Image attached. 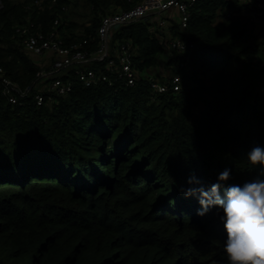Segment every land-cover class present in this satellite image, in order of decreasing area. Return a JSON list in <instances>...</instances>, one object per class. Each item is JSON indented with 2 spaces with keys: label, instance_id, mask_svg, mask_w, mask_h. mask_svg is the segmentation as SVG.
Here are the masks:
<instances>
[{
  "label": "trees",
  "instance_id": "obj_1",
  "mask_svg": "<svg viewBox=\"0 0 264 264\" xmlns=\"http://www.w3.org/2000/svg\"><path fill=\"white\" fill-rule=\"evenodd\" d=\"M82 2L79 24L75 0H0L1 75L18 87L0 85V264H227L222 210L197 215L199 196L185 191L220 183L222 195L264 179L247 161L264 147V35L245 13L253 1L197 0L182 30L123 25L111 41L130 42L143 74L135 86L85 87L71 74L69 92L42 90L38 104L40 67L15 28L93 44L102 16L130 8ZM165 33L187 51L169 49ZM160 63L181 74V89L152 100L145 76L170 77L152 71Z\"/></svg>",
  "mask_w": 264,
  "mask_h": 264
},
{
  "label": "built area",
  "instance_id": "obj_2",
  "mask_svg": "<svg viewBox=\"0 0 264 264\" xmlns=\"http://www.w3.org/2000/svg\"><path fill=\"white\" fill-rule=\"evenodd\" d=\"M43 0H32L40 4ZM130 8L106 14L101 17L96 29V39L92 44L89 39L64 45L53 32L43 34L32 32L27 26H17L15 32L21 37V44L28 53L36 57L47 58L46 67L35 73V84L39 88L36 95L38 104L44 100L41 91H49L55 95H65L71 88L69 76L74 75L77 82L85 87L106 83L118 87H133L140 76L132 62V47L129 41L112 44V35L119 27L139 21L150 24L151 29L166 30L177 25L182 30L186 28L191 10L197 0H125ZM254 11L249 13L250 20L255 22L264 18V0H252ZM55 3V0H51ZM1 5V4H0ZM63 10L67 6L62 7ZM227 17L228 14L225 13ZM57 20L54 21V25ZM167 47L177 54L187 51L186 44L179 38L168 36ZM185 60H180L178 68L185 67ZM264 67V62H263ZM2 93L16 91L17 85L1 75ZM145 76V75H144ZM152 100L156 95L168 91L178 92L181 89L182 76L176 72L169 80L160 82L150 76H145ZM9 100L14 99L9 96Z\"/></svg>",
  "mask_w": 264,
  "mask_h": 264
},
{
  "label": "clouds",
  "instance_id": "obj_3",
  "mask_svg": "<svg viewBox=\"0 0 264 264\" xmlns=\"http://www.w3.org/2000/svg\"><path fill=\"white\" fill-rule=\"evenodd\" d=\"M250 165L260 166L259 176H264V147L255 146L247 154ZM230 178V170L225 169L218 181ZM198 183L190 177L188 183ZM185 191V190H182ZM199 196L201 209L197 215H205L215 205L222 210L223 229L226 240L223 254L227 264H264V179H254L242 186L230 185L220 193V183L205 190L189 188L185 195Z\"/></svg>",
  "mask_w": 264,
  "mask_h": 264
},
{
  "label": "rangeland",
  "instance_id": "obj_4",
  "mask_svg": "<svg viewBox=\"0 0 264 264\" xmlns=\"http://www.w3.org/2000/svg\"><path fill=\"white\" fill-rule=\"evenodd\" d=\"M75 1H76L77 5L75 7H71L70 10L75 12L77 16H75L73 18L71 17V19H74L79 24L85 23L86 22V18H84V17L88 15V8L86 6H84L82 0H75ZM250 12L251 11L245 12L248 17H249V13ZM225 13L228 14V12H225ZM228 16H229V14H228ZM252 23H253V33H255V35L259 39H261L263 37V35H264V18L263 19H259V20L255 21V22H252ZM164 39L165 40L168 39V34L167 33L164 34ZM33 57H35V56H33ZM35 59H36L37 65L40 68L46 67V64H45L46 62L45 61H47V58L45 56L35 57ZM152 71H154V73H157V74L170 75L169 74V70L166 69V67L163 66L162 63H160L158 65V67H156ZM261 89L264 92V86H262Z\"/></svg>",
  "mask_w": 264,
  "mask_h": 264
}]
</instances>
